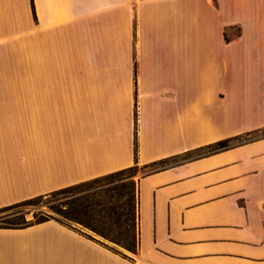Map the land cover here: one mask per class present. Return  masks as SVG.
I'll return each instance as SVG.
<instances>
[{"label":"crops","instance_id":"1","mask_svg":"<svg viewBox=\"0 0 264 264\" xmlns=\"http://www.w3.org/2000/svg\"><path fill=\"white\" fill-rule=\"evenodd\" d=\"M16 51L0 208L182 159L135 181V253L50 220L0 228V264H264V0H0Z\"/></svg>","mask_w":264,"mask_h":264},{"label":"trees","instance_id":"2","mask_svg":"<svg viewBox=\"0 0 264 264\" xmlns=\"http://www.w3.org/2000/svg\"><path fill=\"white\" fill-rule=\"evenodd\" d=\"M240 138L241 137L224 139L202 150H209L211 148H214V150L209 152L225 150L230 147V142L239 140ZM162 162L166 161L158 163ZM158 163L146 165L144 168L156 166ZM136 167L135 165L124 170L53 191L46 195L33 197L2 207L0 208V228L19 229L50 220L72 228L67 224V221H71L135 253L137 241L135 237L136 194L134 193V189L136 185L131 171ZM101 200L105 201L103 205H101ZM41 205H46L51 212L59 215L61 218L46 213H35L33 215L34 221L27 222L25 220L26 212L24 209L29 206L36 207ZM8 213H10L9 215H13L12 219L4 216V214ZM95 220L108 222V224L114 228L115 234L110 231L97 229L93 225ZM87 237L108 247L89 236Z\"/></svg>","mask_w":264,"mask_h":264},{"label":"rangeland","instance_id":"3","mask_svg":"<svg viewBox=\"0 0 264 264\" xmlns=\"http://www.w3.org/2000/svg\"><path fill=\"white\" fill-rule=\"evenodd\" d=\"M16 68H21V52L16 51L15 55H12V54H9L7 56L0 55V83L8 82L9 80L14 79V77L9 76L8 74H10V71H12V70H14ZM253 136H255V135H253ZM247 139H248V137H242L239 140H233L232 142L229 143V145L232 146L234 144H238L239 142H243V141H245ZM212 150H214V148H211L209 150L205 149V150H202L201 152L194 153L193 155L206 153V152H209V151H212ZM181 159L179 158V159H174V160H171V161L158 163L156 166L147 167V168L137 166L135 169H133L131 171V174L133 175V180L135 182L138 178H140L141 176L145 175L146 173H148V172H150L152 170H155L157 168H160V167H163V166H166V165H170V164H172L174 162H177V161H179ZM134 193L136 194V187L134 189ZM103 202L105 203L104 200H101V205L104 204ZM24 211L26 212L25 220L27 222L28 221H34L33 220V215L35 213L36 214L37 213H46V214H49V215H53L54 217L61 218L59 215H56L53 212H51L46 205H41V206H36V207L29 206V207H26L24 209ZM10 213H12V212H10ZM10 213L4 214V216L7 217V218L12 219L13 215H9ZM0 223H1V220H0ZM67 224L69 226H71V227H76V228H79V229L83 230L85 235H87V236H89V237H91V238H93V239H95V240L107 245L108 247H110L114 251H116V252H118V253H120V254H122L124 256H128V255L133 254L132 252L126 250L122 246L117 245L114 242H111L110 240L101 237L100 235L96 234L95 232L91 231L90 229H88V228H86V227H84V226H82V225H80L78 223L67 221ZM93 225L97 229H100V230H103V231H110L111 233L115 234L114 228L111 227L108 224V222H106V221L95 220L93 222ZM135 237H136V241H137V231H135Z\"/></svg>","mask_w":264,"mask_h":264},{"label":"water","instance_id":"4","mask_svg":"<svg viewBox=\"0 0 264 264\" xmlns=\"http://www.w3.org/2000/svg\"><path fill=\"white\" fill-rule=\"evenodd\" d=\"M29 216V215H28Z\"/></svg>","mask_w":264,"mask_h":264}]
</instances>
